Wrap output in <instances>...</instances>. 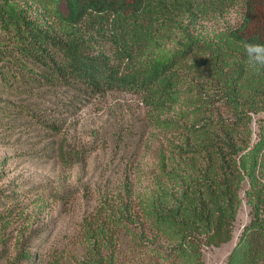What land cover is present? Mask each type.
<instances>
[{"label":"trees","instance_id":"1","mask_svg":"<svg viewBox=\"0 0 264 264\" xmlns=\"http://www.w3.org/2000/svg\"><path fill=\"white\" fill-rule=\"evenodd\" d=\"M0 26L20 71L132 91L148 109L76 264H206L204 247L233 237L245 183L251 218L224 264H264V71L240 44L264 43V0H0ZM27 253L10 264L39 263Z\"/></svg>","mask_w":264,"mask_h":264},{"label":"rangeland","instance_id":"2","mask_svg":"<svg viewBox=\"0 0 264 264\" xmlns=\"http://www.w3.org/2000/svg\"><path fill=\"white\" fill-rule=\"evenodd\" d=\"M239 18L234 8L220 24ZM7 38L0 26V264L22 249L38 264H76L84 224L122 184L135 146L129 138L139 136L148 109L132 91L82 94L40 79L31 64L20 71ZM246 187L232 239L205 246L206 264H224L239 242L251 218Z\"/></svg>","mask_w":264,"mask_h":264},{"label":"clouds","instance_id":"3","mask_svg":"<svg viewBox=\"0 0 264 264\" xmlns=\"http://www.w3.org/2000/svg\"><path fill=\"white\" fill-rule=\"evenodd\" d=\"M247 57V64L259 75L264 71V43H252L247 40L240 41ZM193 63V61H192Z\"/></svg>","mask_w":264,"mask_h":264}]
</instances>
